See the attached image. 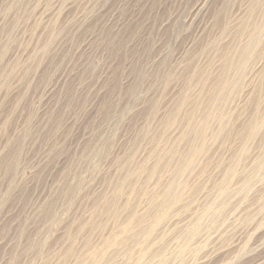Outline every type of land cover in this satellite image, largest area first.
Wrapping results in <instances>:
<instances>
[{"label": "rangeland", "instance_id": "obj_1", "mask_svg": "<svg viewBox=\"0 0 264 264\" xmlns=\"http://www.w3.org/2000/svg\"><path fill=\"white\" fill-rule=\"evenodd\" d=\"M262 10L264 0H0V264H264V174L244 184L264 131L234 164L242 194L222 209L216 188L257 102L264 110V35L222 135L213 122L166 220L138 236L189 150L190 115L201 121Z\"/></svg>", "mask_w": 264, "mask_h": 264}, {"label": "bare ground", "instance_id": "obj_2", "mask_svg": "<svg viewBox=\"0 0 264 264\" xmlns=\"http://www.w3.org/2000/svg\"><path fill=\"white\" fill-rule=\"evenodd\" d=\"M262 20L260 25L251 26L249 33L248 45L240 50L239 54L235 55V58H228L224 61L221 67V74L214 86L211 96H213L208 103L206 109L202 111L203 116L201 121H198L194 115H190L187 125V131L183 135L182 139L189 142V150L185 156H181L178 165L174 170V177L170 181L169 185L165 189L157 202H154L151 218H153L152 227L143 228L139 231L138 236L144 241H149L153 238L155 228L162 224L167 218L168 209L171 208L178 200V188L182 187L178 182V179L185 174L192 171L196 165L199 157L206 153L208 148L207 133L213 122H218L221 135L224 128L227 125V114L225 113L228 105V97L235 94V91H239L243 85L244 78L247 72L248 65L251 58L257 53L259 44L264 35V11L262 10ZM46 51V50H45ZM187 102V98L184 97L180 100L178 109ZM255 116L252 120L247 122L241 133H238L239 140L241 141L240 150L237 152L238 156L233 157L230 161V165L227 167L223 181L217 185L218 199L217 202L222 206V209H226L228 201L235 194H242L241 190H233L230 187L231 180L236 177L235 165L238 160L240 161L247 153L249 144L253 142L257 136L264 131V110L261 109L260 103L256 104ZM176 113L171 118L166 120V126L172 127L176 124ZM220 135H213V139H218ZM193 137V138H192ZM264 149V147H263ZM264 152V151H263ZM155 173V172H154ZM250 175L245 179L246 186L252 182L253 177L259 173L264 174V153L254 162L249 171ZM131 178V177H130ZM237 191V192H236ZM241 191V192H240ZM117 197L121 194V188L116 191ZM212 210V205H208L202 209L198 216L197 222L190 227L187 233L180 235L182 239V245L185 242L191 240L202 228L203 217L209 214ZM144 220V219H142ZM126 228V227H125ZM109 245V244H107ZM163 245V244H162ZM111 247V246H110ZM164 251V247L161 246L154 257L161 259ZM141 255V254H140ZM162 264V263H160Z\"/></svg>", "mask_w": 264, "mask_h": 264}]
</instances>
